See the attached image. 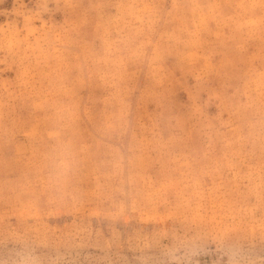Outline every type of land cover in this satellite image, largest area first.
<instances>
[{
    "label": "rangeland",
    "instance_id": "374dc122",
    "mask_svg": "<svg viewBox=\"0 0 264 264\" xmlns=\"http://www.w3.org/2000/svg\"><path fill=\"white\" fill-rule=\"evenodd\" d=\"M0 264H264V0H0Z\"/></svg>",
    "mask_w": 264,
    "mask_h": 264
}]
</instances>
